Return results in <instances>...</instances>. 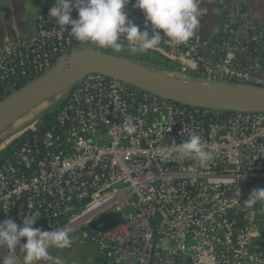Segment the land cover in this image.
I'll return each instance as SVG.
<instances>
[{
	"label": "built area",
	"instance_id": "built-area-1",
	"mask_svg": "<svg viewBox=\"0 0 264 264\" xmlns=\"http://www.w3.org/2000/svg\"><path fill=\"white\" fill-rule=\"evenodd\" d=\"M243 13L235 5L220 24L216 37L227 36L221 58L204 67L201 79L264 88V62L236 60L244 54L241 41L264 38ZM70 30L38 16L32 37L0 45V81L30 82L84 46ZM184 45L183 52L177 46L153 51L197 68L205 43L196 38ZM7 91H0V101ZM50 112L49 129L38 132L40 118L0 144V222L20 226L34 216L33 227L42 231L84 233L109 264H264V208L243 206L264 188V114L187 108L97 75ZM127 116L137 128L132 135L122 131ZM192 133L214 153L206 168L176 158V145ZM107 215H118L120 224L91 228Z\"/></svg>",
	"mask_w": 264,
	"mask_h": 264
},
{
	"label": "clouds",
	"instance_id": "clouds-1",
	"mask_svg": "<svg viewBox=\"0 0 264 264\" xmlns=\"http://www.w3.org/2000/svg\"><path fill=\"white\" fill-rule=\"evenodd\" d=\"M129 0H55L48 16L54 18L60 31L70 26L71 37L82 45H95L114 53L127 50L139 55L153 50L163 43L169 46L186 44L200 28V19L205 14L201 0H135L134 8L144 15L143 30L126 12ZM76 10L77 19H72ZM122 131L132 135L137 131L133 117L127 116ZM176 158L193 159L199 168H206L214 159L198 133H192L178 146ZM196 167L193 168L195 172ZM264 205V188L253 190L243 206L252 208ZM38 217L29 216L18 226L13 220L0 222V264H64L50 249L71 247L73 238L66 228L42 231L34 228ZM20 255L15 250L21 240ZM6 253V254H5Z\"/></svg>",
	"mask_w": 264,
	"mask_h": 264
},
{
	"label": "water",
	"instance_id": "water-1",
	"mask_svg": "<svg viewBox=\"0 0 264 264\" xmlns=\"http://www.w3.org/2000/svg\"><path fill=\"white\" fill-rule=\"evenodd\" d=\"M116 80L143 93L187 108L226 114H264V88L238 86L195 78L106 53L93 45L60 57L42 76L0 101V144L10 135L50 112L63 96L88 76ZM58 97L34 119L17 120L39 103ZM118 215L100 217L92 226L106 231L120 224ZM100 226V227H99Z\"/></svg>",
	"mask_w": 264,
	"mask_h": 264
},
{
	"label": "crops",
	"instance_id": "crops-1",
	"mask_svg": "<svg viewBox=\"0 0 264 264\" xmlns=\"http://www.w3.org/2000/svg\"><path fill=\"white\" fill-rule=\"evenodd\" d=\"M54 3L55 0H0V45L32 37L40 15L47 21L56 22L54 18L48 16ZM134 4L135 0H129L126 12L129 15L137 14L144 20L143 13L134 8ZM218 4H221L226 13H231L235 5H242L243 19L246 24H264V0H204L200 5L205 13L200 19V27L212 37L217 36L221 24V14L216 10ZM74 12L75 10L72 11V17ZM101 51L124 58H130L131 55L126 49L120 53H114L108 49ZM180 64L189 71L196 69V64L189 60H181ZM70 235L73 238L71 247L50 249L53 256H59L64 264H109L93 245L84 240V233L70 232ZM24 243L26 241L22 239L18 247ZM0 254H3V250H0ZM20 264H22V258Z\"/></svg>",
	"mask_w": 264,
	"mask_h": 264
},
{
	"label": "trees",
	"instance_id": "trees-1",
	"mask_svg": "<svg viewBox=\"0 0 264 264\" xmlns=\"http://www.w3.org/2000/svg\"><path fill=\"white\" fill-rule=\"evenodd\" d=\"M203 3L204 0H201ZM201 3V4H202ZM216 10L221 14V24L225 23L227 21V13L224 12L222 9L221 4H218L216 6ZM133 19L134 23L143 30V18L140 17L137 14L130 15ZM240 23H243V20L239 22V24H232L230 25L231 29H235ZM257 32H262L264 34V24L262 25H256L255 27ZM196 38H198L199 42H204L205 46L199 49L198 54L202 57V61L199 62L197 68L194 71H189L188 69H184L178 62H172L168 60L167 58L163 57L159 53L153 50H149L147 53L139 54V55H130V58L133 60H136L138 62H141L143 64H146L151 67H155L158 69H162L165 71L170 72H178V73H184L188 76L195 77V78H202L205 76V66L211 65L213 62L217 61L221 58L222 54V47L221 42L222 39H227L226 34H221L219 37H212L208 35L206 32H204L203 28L200 27L196 35L193 39L188 41L186 44L194 41ZM241 47L244 50V54L237 56V62L241 63H251L253 60L263 61L264 62V38H260L255 40L254 42L251 41H241ZM159 48H162L164 51H168L170 49V46L163 43H161ZM99 49V48H98ZM178 51L183 52L188 50L185 45H179L177 46ZM104 50V49H100ZM28 80L26 79H17V78H6L4 80L0 81V91L3 92L5 90H8L6 92L5 96L10 95L12 92L19 90L24 85H26ZM10 88V89H9ZM54 115L55 112H48L43 117H41L40 122L42 125H39L38 132H44L45 130L49 129L50 126L54 125ZM222 116H226L228 114L222 113ZM22 142L21 139H18L13 142L14 146H17ZM257 207L259 209H263L264 205L257 204ZM91 228H94L91 226Z\"/></svg>",
	"mask_w": 264,
	"mask_h": 264
},
{
	"label": "bare ground",
	"instance_id": "bare-ground-1",
	"mask_svg": "<svg viewBox=\"0 0 264 264\" xmlns=\"http://www.w3.org/2000/svg\"><path fill=\"white\" fill-rule=\"evenodd\" d=\"M57 99H58V97H55V98H52V99H48V100H45V101L39 103L38 105L34 106L33 108H31L29 111H27L24 115H22L17 120L16 125H20V124H23L26 121L34 119L40 113H42L43 111H46L48 109V107L51 104H53ZM16 135H14V136H16Z\"/></svg>",
	"mask_w": 264,
	"mask_h": 264
},
{
	"label": "rangeland",
	"instance_id": "rangeland-1",
	"mask_svg": "<svg viewBox=\"0 0 264 264\" xmlns=\"http://www.w3.org/2000/svg\"><path fill=\"white\" fill-rule=\"evenodd\" d=\"M183 74H184V73H181L182 76H183ZM52 108H53V107H52ZM52 108H51V109H52ZM27 127H28V125H26V126L24 127V129L27 128ZM19 133H20V131H19L18 133H15V134L10 135V136H9L4 142H6V141H7V143L10 142L11 139H12L13 137H15L14 135L19 134ZM10 138H11V139H10ZM4 142H3V143H4Z\"/></svg>",
	"mask_w": 264,
	"mask_h": 264
}]
</instances>
